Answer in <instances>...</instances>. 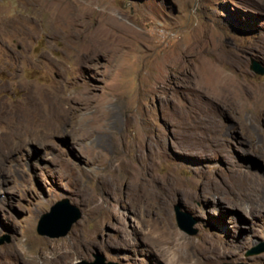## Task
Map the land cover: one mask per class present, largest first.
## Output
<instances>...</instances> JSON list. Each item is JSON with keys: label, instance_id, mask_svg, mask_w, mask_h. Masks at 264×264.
<instances>
[{"label": "rangeland", "instance_id": "obj_1", "mask_svg": "<svg viewBox=\"0 0 264 264\" xmlns=\"http://www.w3.org/2000/svg\"><path fill=\"white\" fill-rule=\"evenodd\" d=\"M253 59L264 65V0H0V251L18 254L0 264H169L176 251L155 238L167 223L191 248L210 236L220 244L226 254L210 264H264V250L248 253L264 244V209L243 219L234 196L211 191L250 187L236 166L264 181V73ZM55 95L64 105L92 96L118 128L96 126L77 148L91 110H49ZM127 153L138 168L149 158L158 185L133 194L120 180L89 214L81 199ZM63 198L79 218L66 234L39 233Z\"/></svg>", "mask_w": 264, "mask_h": 264}, {"label": "bare ground", "instance_id": "obj_2", "mask_svg": "<svg viewBox=\"0 0 264 264\" xmlns=\"http://www.w3.org/2000/svg\"><path fill=\"white\" fill-rule=\"evenodd\" d=\"M51 14L54 15L53 12ZM56 97L57 96L55 95V97L52 96L48 99L49 103H51L48 107L49 110H52V105L56 103H59V106H57L58 111L62 113H66L67 111L74 108L72 104H76L75 109H84L83 106L78 107L79 103L85 105L87 110H91L88 118L94 122V127H92L90 124H87V122L81 123L79 126H81L82 129L83 127H86L85 129L93 128V130L91 129V132L85 131V134H83V132V135L78 134L74 137L73 145L77 148H85L84 140L91 138V136L97 130L96 126H100L101 128H104L105 130L113 133H115V130L118 128V118L116 115H114L113 109L104 104L93 105L92 96H68L66 105L61 104L59 97ZM3 107L4 106L0 104V115L4 113ZM1 120L3 121V119ZM65 125L67 124L63 125V123H58L57 125L52 126V130H55L59 133H63L64 131H66L64 133H67V130H65ZM87 146L89 147L91 145ZM131 146L133 147V142L130 143V147ZM2 152L0 150V155L2 154ZM236 167V170L240 171L241 175L245 174L248 177L251 183L250 187H247L246 190H238L239 194H237L236 192H233V188H231L227 183H217L212 187L211 191L213 196L218 197L219 199H225L227 196H234L236 199L231 202V204L233 205L232 207L234 208L238 216H241V218L243 219H247V217L257 215L258 211L264 209V181L260 177L258 172H246L245 170H243V167ZM105 170L106 173L111 172L112 177L109 178L106 173L100 175L97 180L98 184L91 195L88 197H83L81 199L82 203H84V205L86 206L89 214L92 215L97 214L104 208L105 199L110 197L118 190L117 183L120 180L123 181V183L130 189H133V194H143L144 192L150 193V191L156 188V186L158 185V183L155 182V179L149 174V158L147 159V162L142 165V167L138 168L133 164V155L127 153L126 157L119 161L118 164H109L105 167ZM82 191H84L83 188H81L79 193H82ZM157 229L158 230L155 238L163 243H167L168 245L172 246V249L176 251V254L172 256L169 264H210L213 259L216 258L219 254H226V251H224L220 244L216 243L214 239L211 238V236L204 239L201 243L195 242V248H191V241L185 238L172 225L167 223L164 224L162 228ZM77 241L81 246H83L84 244L93 245V242L89 238H85L82 235L77 236ZM60 249L61 248L59 247L57 250L48 248L46 252L48 255L49 253L58 252ZM12 255H16V257H18L17 252L13 249L11 251H0V256H2V258L6 257L5 261H9L8 259Z\"/></svg>", "mask_w": 264, "mask_h": 264}, {"label": "water", "instance_id": "obj_3", "mask_svg": "<svg viewBox=\"0 0 264 264\" xmlns=\"http://www.w3.org/2000/svg\"><path fill=\"white\" fill-rule=\"evenodd\" d=\"M250 67L260 74L264 73V65L258 61L253 59ZM80 216V211L73 204H71L68 199L63 198L55 201L50 209L43 212L37 224V231L39 233H48L53 236L66 234L72 223L77 220ZM176 219L178 224L187 230L188 232L196 231V228H192L191 224L194 221H190L188 224L183 222L182 217L180 216V212L176 213ZM48 223L55 224L57 230H49L45 228V225ZM51 225V224H50ZM264 250V244L258 247H254L249 250L248 253L258 252ZM79 264H111L103 261V257L99 256L95 261L84 262L81 261ZM236 264H244V263H236Z\"/></svg>", "mask_w": 264, "mask_h": 264}]
</instances>
